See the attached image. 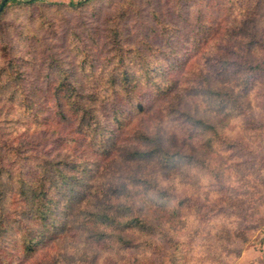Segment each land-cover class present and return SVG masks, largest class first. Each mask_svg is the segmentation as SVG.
<instances>
[{"label":"rangeland","instance_id":"obj_1","mask_svg":"<svg viewBox=\"0 0 264 264\" xmlns=\"http://www.w3.org/2000/svg\"><path fill=\"white\" fill-rule=\"evenodd\" d=\"M87 1L0 0V144L38 141L41 127L25 98L37 95L43 111H53L55 84L48 74L81 77L98 106L111 73L126 68L145 81V70L161 61L155 47L163 46L186 65L187 80L160 99L152 91L141 95L150 107L139 115L131 107L130 115H137L132 127L119 132V145L108 159L98 156L94 168L103 167L100 190L129 171L175 194L161 202L180 209L167 224L179 249L167 245L163 254L116 245L100 264H173V253L178 264H238L242 251L264 238V0ZM255 64L260 68L253 70ZM208 90L215 95L207 96ZM176 103L209 123L200 134L171 109ZM156 130L170 154L181 150L197 161L177 158L163 167L127 159L134 147H144L139 133ZM81 145L86 148V141ZM53 250L76 255L61 246Z\"/></svg>","mask_w":264,"mask_h":264},{"label":"trees","instance_id":"obj_2","mask_svg":"<svg viewBox=\"0 0 264 264\" xmlns=\"http://www.w3.org/2000/svg\"><path fill=\"white\" fill-rule=\"evenodd\" d=\"M155 49L161 61L151 72L149 68L145 70L146 80L126 68L115 70L98 106L91 104L94 93L84 88L82 78L68 71L57 76L48 74L55 84L52 112L43 111L37 95L26 96L28 111L41 128L37 130L38 141L30 147L23 141L0 144V264H100L105 261L103 254L116 245L145 246L163 254L167 245L179 249L167 224L180 209L173 211L161 202L172 200L175 194L148 179L128 174L129 171L122 175L119 184L100 190L103 167L100 171L94 168L98 156L108 159L119 145V132L132 127L137 115H130L131 107L138 108V115L150 107L143 103L141 95L152 91L160 99L187 80L183 62L172 58L163 46ZM121 56L122 53L119 61ZM251 68L259 69L260 65ZM178 70L180 77L175 76ZM211 76L206 77L208 81ZM205 93L209 97L215 95L212 90ZM175 108L197 133L209 124L188 113L182 104H172L171 109ZM139 134L138 142L144 147H134L128 154L127 159L133 162L156 160L166 167L177 158L197 161L181 150L170 154L160 131L156 130L153 136ZM84 141L86 148L81 145ZM87 149L92 156L86 155ZM183 204L179 198L177 206ZM154 235L164 237L165 244L153 241ZM57 246L73 249L76 255H53L51 250ZM87 248H92L89 254L85 252ZM171 255L173 264H178L175 254Z\"/></svg>","mask_w":264,"mask_h":264},{"label":"crops","instance_id":"obj_3","mask_svg":"<svg viewBox=\"0 0 264 264\" xmlns=\"http://www.w3.org/2000/svg\"><path fill=\"white\" fill-rule=\"evenodd\" d=\"M238 264H264V238L259 244L244 249Z\"/></svg>","mask_w":264,"mask_h":264}]
</instances>
